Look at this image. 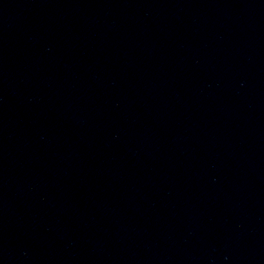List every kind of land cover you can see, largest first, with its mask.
I'll return each mask as SVG.
<instances>
[{"label":"water","instance_id":"1","mask_svg":"<svg viewBox=\"0 0 264 264\" xmlns=\"http://www.w3.org/2000/svg\"><path fill=\"white\" fill-rule=\"evenodd\" d=\"M0 264H264V0H0Z\"/></svg>","mask_w":264,"mask_h":264}]
</instances>
